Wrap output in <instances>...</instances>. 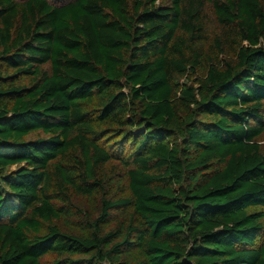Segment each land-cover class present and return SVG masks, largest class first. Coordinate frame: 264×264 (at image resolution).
I'll list each match as a JSON object with an SVG mask.
<instances>
[{
	"label": "trees",
	"instance_id": "16d2710c",
	"mask_svg": "<svg viewBox=\"0 0 264 264\" xmlns=\"http://www.w3.org/2000/svg\"><path fill=\"white\" fill-rule=\"evenodd\" d=\"M263 142L264 0H0V264H264Z\"/></svg>",
	"mask_w": 264,
	"mask_h": 264
},
{
	"label": "rangeland",
	"instance_id": "374dc122",
	"mask_svg": "<svg viewBox=\"0 0 264 264\" xmlns=\"http://www.w3.org/2000/svg\"><path fill=\"white\" fill-rule=\"evenodd\" d=\"M41 137H46L44 134H35V135H31L29 137V139H37V138H41ZM263 149H264V142L262 143ZM18 166H15L14 168H12L13 170L17 169Z\"/></svg>",
	"mask_w": 264,
	"mask_h": 264
}]
</instances>
